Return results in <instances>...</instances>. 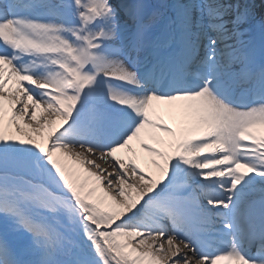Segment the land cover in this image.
Returning a JSON list of instances; mask_svg holds the SVG:
<instances>
[{
    "label": "snow or ice",
    "instance_id": "6c2138e0",
    "mask_svg": "<svg viewBox=\"0 0 264 264\" xmlns=\"http://www.w3.org/2000/svg\"><path fill=\"white\" fill-rule=\"evenodd\" d=\"M260 6L0 0V264H264Z\"/></svg>",
    "mask_w": 264,
    "mask_h": 264
},
{
    "label": "bare ground",
    "instance_id": "6f19581e",
    "mask_svg": "<svg viewBox=\"0 0 264 264\" xmlns=\"http://www.w3.org/2000/svg\"><path fill=\"white\" fill-rule=\"evenodd\" d=\"M165 118L167 119V116H166V114H165ZM133 147L135 148L136 147V145L134 144L133 145ZM118 155H121V154H118ZM98 163H99V161H98ZM69 164H71V161H69ZM104 165H102V167H103Z\"/></svg>",
    "mask_w": 264,
    "mask_h": 264
}]
</instances>
